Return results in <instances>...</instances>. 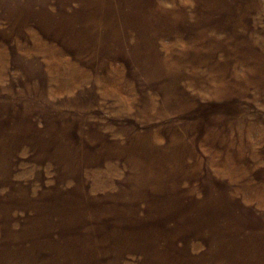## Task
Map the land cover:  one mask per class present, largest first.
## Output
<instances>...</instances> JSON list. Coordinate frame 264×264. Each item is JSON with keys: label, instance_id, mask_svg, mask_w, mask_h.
<instances>
[{"label": "rangeland", "instance_id": "374dc122", "mask_svg": "<svg viewBox=\"0 0 264 264\" xmlns=\"http://www.w3.org/2000/svg\"><path fill=\"white\" fill-rule=\"evenodd\" d=\"M0 264H264V0H0Z\"/></svg>", "mask_w": 264, "mask_h": 264}]
</instances>
